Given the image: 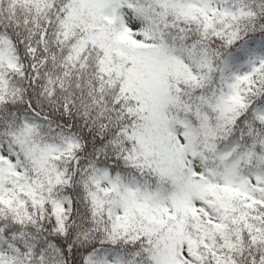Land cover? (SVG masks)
<instances>
[{"label":"snow or ice","instance_id":"6c2138e0","mask_svg":"<svg viewBox=\"0 0 264 264\" xmlns=\"http://www.w3.org/2000/svg\"><path fill=\"white\" fill-rule=\"evenodd\" d=\"M0 264H264V0H0Z\"/></svg>","mask_w":264,"mask_h":264}]
</instances>
